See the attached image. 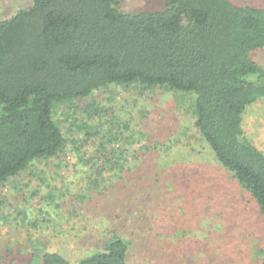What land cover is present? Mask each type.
Wrapping results in <instances>:
<instances>
[{
    "label": "trees",
    "instance_id": "16d2710c",
    "mask_svg": "<svg viewBox=\"0 0 264 264\" xmlns=\"http://www.w3.org/2000/svg\"><path fill=\"white\" fill-rule=\"evenodd\" d=\"M122 1L32 0L0 21V184L64 148L57 104L137 82L194 95L197 132L264 223V151L242 128L246 107L264 97V66L252 58L264 48V7L153 0L124 11ZM97 153L102 161L93 164L90 188L103 186L107 195L110 181L126 182L132 167L125 176L119 161L129 152L102 143ZM89 240L94 251L75 263L44 250L29 264H130L129 242L116 231ZM261 241L264 264V235Z\"/></svg>",
    "mask_w": 264,
    "mask_h": 264
},
{
    "label": "rangeland",
    "instance_id": "374dc122",
    "mask_svg": "<svg viewBox=\"0 0 264 264\" xmlns=\"http://www.w3.org/2000/svg\"><path fill=\"white\" fill-rule=\"evenodd\" d=\"M31 3L0 0V21ZM154 4L123 0L120 8ZM252 58L264 66V48ZM193 102L191 93L134 82L57 104L64 148L0 184V264L33 263L44 250L75 263L94 251L89 239L113 230L128 240L130 264H259L262 216L197 132ZM242 128L264 151V97L246 107ZM102 143L128 150L119 161L125 176L132 167L107 195L90 188Z\"/></svg>",
    "mask_w": 264,
    "mask_h": 264
}]
</instances>
